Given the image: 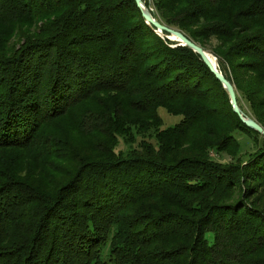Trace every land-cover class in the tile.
<instances>
[{
  "label": "trees",
  "instance_id": "trees-1",
  "mask_svg": "<svg viewBox=\"0 0 264 264\" xmlns=\"http://www.w3.org/2000/svg\"><path fill=\"white\" fill-rule=\"evenodd\" d=\"M146 4L264 128V0ZM168 36L136 0H0V264H264V136Z\"/></svg>",
  "mask_w": 264,
  "mask_h": 264
},
{
  "label": "water",
  "instance_id": "water-1",
  "mask_svg": "<svg viewBox=\"0 0 264 264\" xmlns=\"http://www.w3.org/2000/svg\"><path fill=\"white\" fill-rule=\"evenodd\" d=\"M137 6L142 12V15L146 21V23L153 27L158 35L164 37V33H168V38L171 41L177 43L174 47L182 46L188 47L192 49L195 53L199 54L205 64L210 68L212 73L216 76V78L221 82L224 89L228 93L231 101V105L233 107L234 112L239 116L244 124H246L252 130L258 132L259 134L264 136V128L252 117L248 116L239 106L237 100V93L234 85L224 76V74L219 70V65H215L210 58L212 55L209 51L201 47L200 45L191 41L184 33L174 28H168L164 24L160 23L157 18H155L153 14V10L149 8L144 0H136ZM214 56V55H212ZM214 58L218 61V59L214 56Z\"/></svg>",
  "mask_w": 264,
  "mask_h": 264
},
{
  "label": "rangeland",
  "instance_id": "rangeland-1",
  "mask_svg": "<svg viewBox=\"0 0 264 264\" xmlns=\"http://www.w3.org/2000/svg\"><path fill=\"white\" fill-rule=\"evenodd\" d=\"M144 2L146 4V0H144ZM149 3H150V0H149ZM147 6L149 8H151L149 5H147ZM214 44L216 45V42H214ZM204 49H206V48H204ZM206 50L209 51L212 55H214L211 50H208V49H206ZM246 109H247V107H246ZM159 113H160V116H161V118L163 120V128H174L177 125H179L183 121V119H184L183 116H173V115L168 114L167 111L165 109H163V108H161L159 110ZM237 137L241 141L243 152H247L249 150H252L251 149L252 142H251V139L247 135L237 134ZM120 149H123V144L121 145ZM212 157L215 160H217V161H219L220 163H223V164H227V163H230L231 162V159L227 155H223V156L220 157L217 154L213 153L212 154Z\"/></svg>",
  "mask_w": 264,
  "mask_h": 264
},
{
  "label": "bare ground",
  "instance_id": "bare-ground-1",
  "mask_svg": "<svg viewBox=\"0 0 264 264\" xmlns=\"http://www.w3.org/2000/svg\"><path fill=\"white\" fill-rule=\"evenodd\" d=\"M210 58L212 59V61L215 65H218V61L214 58V56L211 55Z\"/></svg>",
  "mask_w": 264,
  "mask_h": 264
}]
</instances>
